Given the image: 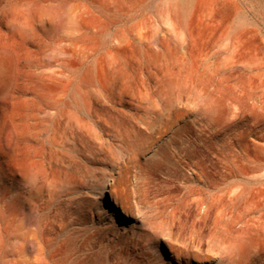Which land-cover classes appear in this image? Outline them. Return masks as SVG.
Segmentation results:
<instances>
[{
	"label": "rangeland",
	"instance_id": "obj_1",
	"mask_svg": "<svg viewBox=\"0 0 264 264\" xmlns=\"http://www.w3.org/2000/svg\"><path fill=\"white\" fill-rule=\"evenodd\" d=\"M14 1L20 0H0L1 40L11 35L4 15ZM164 3L165 0H152L131 14L119 15L111 30L127 26L147 12L158 18ZM219 20L216 36L209 32L205 36L202 61L171 64L161 78L152 74L141 84L142 92L150 100L135 99L139 86L136 82H121L114 89L108 84V99L119 109L114 126L104 124L92 113H82L81 124L70 126L63 115V105L51 106L50 99L57 96L58 84L43 79L42 70L29 61L32 57L36 64L44 65L52 58L54 52L43 47L42 41L30 47L20 45L12 55L3 53L0 177L7 176L13 164L6 150L12 117L18 121L19 154L23 157L47 160L53 144L60 156L72 159L79 169L96 176L117 168L121 157L128 153L136 163L148 162L150 177H155L150 178L145 196L135 193V199L143 196L139 204L152 228L148 224L141 227L140 245L135 239L127 241L120 264H149L148 243L173 219L176 227L179 215L186 220L181 236L187 235V239L200 246L195 252L199 257L210 259L202 264H218L214 244L226 238H235L243 245L253 238L256 244L247 246L242 254H231L222 264H264V0L223 2ZM166 70L169 76H163ZM167 99L176 101L178 117L173 113L166 131H161L159 109ZM123 123L134 127L127 128ZM26 127L31 129L30 133ZM180 129L182 135H178ZM133 144L135 151L131 153L129 148ZM132 161L126 169L130 176L128 189L133 191L138 182L136 173L141 168ZM80 189L77 182L72 193ZM42 213L35 212L32 220L36 221ZM92 220L96 224L95 215ZM194 258L191 264H197Z\"/></svg>",
	"mask_w": 264,
	"mask_h": 264
},
{
	"label": "bare ground",
	"instance_id": "obj_2",
	"mask_svg": "<svg viewBox=\"0 0 264 264\" xmlns=\"http://www.w3.org/2000/svg\"><path fill=\"white\" fill-rule=\"evenodd\" d=\"M151 1H14L4 15L11 35L8 39L0 38V67L5 60L3 53L12 55L20 45L30 47L42 41L43 47L54 52L52 58L44 65L36 64L32 57L29 61L37 70H42L43 79L58 84L57 96L50 99L51 106L63 105V115L70 126L81 124L82 113L95 114L104 124L114 126L118 120L115 112L119 109L108 99V84L114 89L121 82H136L139 86L135 99L150 100L142 92L141 84L152 74L154 78H161V73L171 64L202 61L207 32L216 36L219 31L221 4L233 2L165 0L158 18L147 12L124 24L127 26L111 30L119 15L131 14ZM168 73L166 70L163 76H169ZM175 102L167 99L159 109L161 131H166L173 113L178 117ZM123 124L127 128L134 127L131 123ZM26 128L30 133L31 129ZM177 132L183 134L181 129ZM18 137V121L12 117L6 150L13 164L7 176L0 177V264H120L129 239H135L139 245L143 242L141 227L149 225V219L139 202L148 193L150 178L155 179L150 177L148 162L136 163L125 153L117 168L93 176L79 169L72 159L60 156L53 144L48 149L47 160L21 156ZM129 151H135L134 144ZM130 161L141 168L140 173H136L138 182L133 191L128 189L130 176L126 169ZM77 182L81 189L73 194ZM137 192L143 195L140 200L135 199ZM42 211L41 217L33 221L34 213ZM94 215L96 224L92 220ZM177 219L176 227L175 219L169 220L161 233L148 243L149 264H191L192 256L196 257L193 261L197 264L210 260L195 253L200 246L191 238L182 237L186 220L180 215ZM82 230L85 234H80ZM251 239L245 240L244 245L235 238L218 240V244H214L215 260L222 264L231 254H242L247 246H255Z\"/></svg>",
	"mask_w": 264,
	"mask_h": 264
}]
</instances>
